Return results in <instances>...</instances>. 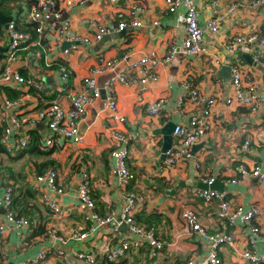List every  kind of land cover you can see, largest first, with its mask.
<instances>
[{"label": "crops", "instance_id": "1", "mask_svg": "<svg viewBox=\"0 0 264 264\" xmlns=\"http://www.w3.org/2000/svg\"><path fill=\"white\" fill-rule=\"evenodd\" d=\"M128 2L129 0H85L80 5H73L65 12L70 29L89 38L90 43L76 41L61 48L62 41L55 43L48 31L41 37L40 44L29 43L20 50L19 57L13 64L28 82L22 85H5L0 82V125L10 117V112L1 106L2 99L9 95L13 97L8 99L22 98L18 114L22 125L17 131V137H27L30 141L32 132L40 143V149L21 154L0 152V181L2 178L3 183L13 184L16 196L17 190L21 188L27 195L22 193L25 197L21 194L18 198L29 205L35 204L39 210L33 213L32 224L21 235H17L9 227L0 234L1 264L22 260L49 247L51 242L45 237L46 230L55 223L59 235L66 243L54 244V247H50L51 253L38 264H76L74 253L81 245L104 260L100 245L110 235L107 233V225L97 228L82 243L70 238V232L88 226L84 221L86 209L76 200L75 188L85 178L95 211L106 215L119 209L122 199L114 180L113 166L119 146L124 147L127 155L125 163L133 174V180L127 187L130 191L141 192L147 197L146 205L136 213L142 217H157L158 222L153 229L166 243L152 256L150 252L147 253L145 246L136 252H128L116 261L119 264H184L188 257L203 254L204 241L184 228L180 213L184 208H191L197 213L198 222L207 232L219 229L214 204L203 202L189 191L191 187L203 185V180L209 177L214 179L216 188L213 189L223 190L225 197L233 202L243 206L254 204L264 207V182L258 183L252 177H245L234 184L228 182L235 177L234 167L240 163L247 167L259 165L264 172V104L257 111L251 112L245 106L226 104L224 101L232 95L230 65L235 57L239 60L244 83L251 85L257 92L264 89V44L261 45L262 51L259 52L257 61L252 60L250 52L227 53L222 48L226 39L234 35L264 36V5L253 6L252 0H194L199 24H203L213 12L219 20L216 32L204 33L203 52L196 56L177 52L170 62L159 63L155 67V79L143 84L136 81L123 84L114 80L110 95L115 102L113 115L120 120L109 116L104 91L101 89L99 98L84 104L81 116L75 121L82 139L81 144H75L65 137L51 136L47 128L45 130L43 122H28L31 116L50 101L67 108L68 95L82 88V79L88 69L101 65V61L114 60V63L111 68L95 75L99 88H103L108 79H116L120 71L126 72V66L138 57L145 55L161 58L170 46L180 45L183 27L176 21V15L182 13L183 8L178 7L174 13H167L163 0H137V4L143 7L139 15L140 27L126 26L121 31L108 29L99 39L94 40L92 35L96 27L112 26L116 21V12L124 10ZM35 4L36 0H0V14L9 16L18 28L29 30V11ZM7 42L5 24H0V71ZM36 52L39 53L35 55ZM60 65L68 73L65 83L58 78L57 68ZM220 66L229 67L227 78L221 77L222 74L218 71ZM125 74L127 78L133 77L131 71ZM187 75L192 77L200 93L215 98L209 120L210 128L198 142L202 144L194 150L191 148L189 160L162 171L163 133L159 129L168 121L173 124L186 122L188 114L179 116L174 108L181 94V81ZM158 97H163L165 101L163 108L155 115L148 114L147 105ZM198 108L193 103H186L184 106L185 112L189 114L197 112ZM36 123L42 126L35 127ZM112 130L122 133L124 141L118 143L111 139ZM46 138L51 141L44 147L42 142ZM245 139L249 140L248 147L241 150ZM29 141L25 149L29 148ZM171 141L170 133V144ZM50 166L56 170L57 186L64 191L59 196L55 195L61 209V214L56 219L41 203L45 187L34 180L37 171L42 172ZM27 189L34 191L33 198ZM1 213L0 207V219ZM259 227L260 234L255 239L254 250L262 253L264 219ZM120 229L126 234L123 225ZM228 230L232 232L234 245L246 246V230L241 223L227 227L226 231ZM58 248L63 250L62 255H57ZM218 256L220 264H246L236 258L226 244L219 247Z\"/></svg>", "mask_w": 264, "mask_h": 264}, {"label": "built area", "instance_id": "2", "mask_svg": "<svg viewBox=\"0 0 264 264\" xmlns=\"http://www.w3.org/2000/svg\"><path fill=\"white\" fill-rule=\"evenodd\" d=\"M85 0H36L35 6L30 8L29 21L31 28L24 30L18 28L14 20L5 23V31L7 37V46L3 53V67L0 71V82L5 85H22L28 81L13 67L14 62L19 57L18 52L29 43L40 44V39L50 31L55 43L60 41L82 42L89 44L90 39L80 36L70 29L69 18L65 12L73 5H80ZM115 2L116 0H108ZM137 0H129L124 10H118L115 14L116 21L110 27L99 25L96 27L92 35L94 40L99 39L108 29L117 31L123 30L126 26L140 27V13L143 11L142 5L137 4ZM167 13H174L178 7H182V13L176 15V21L183 27V38L179 46H170L161 58L141 56L131 61L126 66V72L131 71L132 78L126 77V72L120 71L116 75V79H108L103 88H99L95 82V75L103 70L112 67L114 60L101 61L99 66L88 69L87 74L82 79V88L69 94V106L63 107L61 104L50 101L38 112L28 119V122H43L51 134V136H61L69 139L75 144H81L82 139L78 133L75 121L81 116L83 106L94 99L99 98L100 90L104 91V98L109 116L112 119L120 120L113 115L115 110V102L110 95L111 84L117 80L123 84L136 81L143 84L148 80L155 79V67L159 63L170 62L175 53L180 52L187 56H196L203 52V37L205 32L214 33L219 29V20L216 13L210 16L203 24H199L197 20V11L194 0H163ZM251 5L263 6L264 0H252ZM45 16L48 17L45 19ZM264 44V36L258 37L254 34L234 35L226 39L222 48L227 53L232 52H250L252 60L257 61L259 52L262 51L261 45ZM39 52H36L37 55ZM58 78L62 83L67 82L68 73L64 66H58ZM239 60L235 57L230 65V85L232 95L224 99L226 104L235 103L238 106H245L251 112L257 111L264 104V89L260 92L253 90L251 85H247L243 81ZM181 94L176 101L174 112L179 116L187 115L184 124H174L171 131V144L163 151V161L161 170H169L174 168L179 162L187 161L191 157V148L198 143L210 128V118L214 107L215 98L205 96L200 93L189 75L185 76L180 84ZM37 88H40L39 86ZM22 98L8 99L4 97L1 106L4 110L10 112L9 120L4 123L2 133L0 135V144L3 150L8 154L18 152L27 144V137H17V131L21 128V122L18 119L19 111L22 107ZM163 97L150 102L146 111L150 115H155L164 106ZM186 103H193L199 106L197 112L186 113L184 106ZM264 131V121L262 123ZM111 139L116 142H123L122 133L112 130L110 131ZM51 139H44L42 145L45 147ZM249 140L245 139L241 144V150H246ZM126 151L123 146H119L114 158V180L120 190L122 199L121 207L115 211H111L106 215H99L95 211V204L90 195V189L85 178H82L75 188V197L78 203L85 207L86 213L84 221L88 223V228L84 231L70 232L72 241L82 243L88 239L96 231L97 228L107 225V233L110 234L107 240L100 245L101 253L108 262H116L119 258L125 256L128 252H136L146 243L148 244L150 255H154L160 251L165 245V241L161 239L154 229H144L138 226L133 219L134 213L146 205L147 197L141 192L128 191L127 185L133 180V174L126 166ZM235 177L229 179V183H237L245 177H252L258 183L264 182V172L261 171L259 165L247 167L238 164L234 167ZM56 170L47 168L40 174L34 175L37 184L45 187V191L41 196V203L56 219L61 214L58 197L64 191L57 186ZM214 179L209 177L203 180L205 185L212 184ZM189 191L205 203L214 204L216 208V217L219 229L215 232H207L206 229L198 222L197 213L191 208H184L180 217L184 228L190 233H195L205 243V251L201 255H192L186 259L184 264H220L218 249L222 244H226L231 248L232 254L244 261L246 264H264V249L262 253L254 250L255 239L260 234L259 223L264 219V207L249 204L243 206L237 204L231 199L225 197L223 190H215L211 188L200 189L191 187ZM56 195V196H55ZM11 195L9 187L0 188V207L2 209V218L0 219V234L6 228H11L17 235H21L23 230L29 228L32 221L25 216H17L11 210ZM241 223L247 238L246 246L234 245L233 235L231 231H226L227 227H232L237 223ZM126 229V234L121 232L120 226ZM51 244L49 247L37 251L29 257L19 261L11 262V264H38L44 261L51 253L54 244H65V239L59 235L56 223L46 230L45 236ZM51 247V248H50ZM57 255H62L63 250L56 249ZM76 264H91L93 256L81 245L80 249L74 253ZM74 264V263H67Z\"/></svg>", "mask_w": 264, "mask_h": 264}, {"label": "trees", "instance_id": "3", "mask_svg": "<svg viewBox=\"0 0 264 264\" xmlns=\"http://www.w3.org/2000/svg\"><path fill=\"white\" fill-rule=\"evenodd\" d=\"M14 95H16L14 93ZM13 95H9L8 98H12ZM3 127H4V124H1L0 125V135L2 133V130H3ZM30 141H29V138H28V141L30 142V145H29V148L28 149H25L27 145H25V147H23L22 149H20L18 152H16L17 154H21L22 152L24 151H34L35 149H40L39 146H40V143L38 142V140L35 139L34 137V134L31 132L30 134ZM37 136V134H36ZM28 144V143H27ZM0 152H5L0 144ZM48 168H51V169H54L53 166H50ZM43 172V171H42ZM40 171H37L36 174H40L42 173ZM12 176V175H11ZM4 181L2 180L1 178V181H0V188L1 187H9L10 189V195H11V201H12V204H11V210L12 212L17 215V216H25L27 217L29 220H31L32 216H33V213L34 212H38V207H36L35 204H27V202H25L22 198H18V196H21V194L23 193L24 195H27L23 190H21V188H19L17 191H18V195L16 196V194L14 193V188L12 187L13 184L11 185V183H3ZM21 190V191H20ZM127 190L130 191V189L127 187ZM27 192L28 194L31 196V198H33V195H34V191H29L27 189ZM22 194V197L24 198L25 196ZM44 206V205H43ZM97 212V211H96ZM98 213V212H97ZM99 214V213H98ZM101 215V214H99ZM103 216V214L101 215ZM133 219H134V222L144 228V229H150V228H154L155 224L158 222L157 220V217L155 216H152V215H146L145 217H142V215H138L137 213H134L133 215ZM89 226V225H88ZM87 227H84L83 229L81 230H78V231H84L86 230ZM34 233H37V231H35ZM145 246L147 249V253L150 252L149 250V245L144 243L141 247ZM140 247V248H141ZM92 256H93V261L91 264H119L117 262H108L106 261L105 259L102 260V259H99V255L98 254H95L94 252H89ZM0 264H1V258H0ZM56 264V263H55Z\"/></svg>", "mask_w": 264, "mask_h": 264}, {"label": "water", "instance_id": "4", "mask_svg": "<svg viewBox=\"0 0 264 264\" xmlns=\"http://www.w3.org/2000/svg\"><path fill=\"white\" fill-rule=\"evenodd\" d=\"M9 20H11V18L9 16H4V15H1L0 14V24H5L6 22H8ZM75 43V42H74ZM72 42H67V41H62L61 42V48H63L64 45L66 46H69L71 45ZM177 53H175L176 55ZM174 55V56H175ZM246 55V54H245ZM174 58V57H173ZM220 73L222 74L221 77L222 78H227L229 76V67L228 66H220L219 70ZM217 71V72H218ZM38 126H42L41 124L39 123H36L35 124V127H38ZM173 126L174 124L170 121H168L167 123H165L160 130V132L163 133V143H162V147H161V150L162 152L165 151V149L170 145V133L173 129ZM45 130H46V127L44 126ZM202 143H198V144H195L193 147H192V150H194L196 147H199ZM215 183H212L210 185H205V184H200L199 186L197 185L198 188L200 189H205V188H216V186L214 185ZM7 264H11V262H8Z\"/></svg>", "mask_w": 264, "mask_h": 264}]
</instances>
